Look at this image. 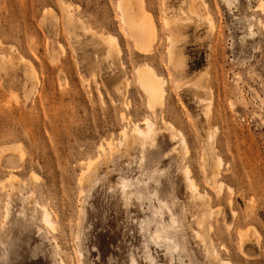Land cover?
<instances>
[{
  "label": "rangeland",
  "instance_id": "obj_1",
  "mask_svg": "<svg viewBox=\"0 0 264 264\" xmlns=\"http://www.w3.org/2000/svg\"><path fill=\"white\" fill-rule=\"evenodd\" d=\"M118 2L0 0V264H264V0Z\"/></svg>",
  "mask_w": 264,
  "mask_h": 264
},
{
  "label": "bare ground",
  "instance_id": "obj_2",
  "mask_svg": "<svg viewBox=\"0 0 264 264\" xmlns=\"http://www.w3.org/2000/svg\"><path fill=\"white\" fill-rule=\"evenodd\" d=\"M118 8H119L121 18H122L124 25L128 29L134 30V31H136V33L137 32L139 33V42L142 44L143 40H144L143 34L145 33V34H148L150 36L151 35V28H150V25L146 21L143 22V21H141L142 19H138L136 17L138 14L145 16L143 13V10L141 9V6L139 4H136L135 0H119ZM262 27L264 28V25ZM129 33H131V32H129ZM114 40H115V38L113 36L109 37V39L107 41V44L109 47H113V44H114L113 41ZM173 43L174 42L172 41L171 44H173ZM168 53H169L170 58H171L172 57L171 52H168ZM138 80H139V84H140L142 90L144 91V93L148 97V101H149L148 104H150V106L160 104L161 100L163 98V94H164V89H163V81L164 80H162V78L160 76H158L156 74V72L153 70V68H151L149 65H142V67L138 73ZM152 129H153V125L149 121H146V129L144 131L141 130L137 126H134L132 128V131L136 134V137H141L143 139H147L151 136ZM122 135L125 138L124 132H122ZM208 156H210V158L213 160V172L211 173L212 179H210V180H214L218 174L217 169L220 166V159L219 158L214 159V155L211 151L209 152ZM187 172L188 171L186 170L185 180H186V183L188 185L187 187H189V189L191 191L193 190V192H189V193H191L190 197L194 201L198 200L200 205L207 206L206 199L204 200L203 196H201L200 194H198V192H196V189H197L196 185L188 177ZM205 216L206 217L210 216V212L209 213L206 212ZM43 221L47 225H51V222H50L48 215L46 213H44V215H43ZM196 225H197L198 230H196V231L192 230V233H193L194 238L196 240H198L199 243H201V245L203 246V250H204L205 255L208 258H212L213 260H215L216 264H226V263L228 264V262H225V261H223L217 257L216 250H215L214 246L212 245L210 237H209V231L211 229V225L208 224L207 222H205V220L203 218L198 219L196 222ZM156 236L158 237V235H156ZM239 237H240V235H239ZM166 247H167V249H169L167 245H166ZM60 264H64V263L61 262Z\"/></svg>",
  "mask_w": 264,
  "mask_h": 264
}]
</instances>
